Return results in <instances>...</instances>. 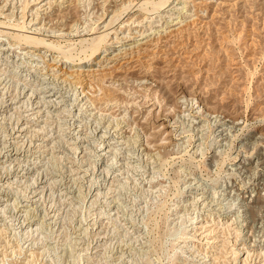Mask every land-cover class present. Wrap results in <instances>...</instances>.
I'll use <instances>...</instances> for the list:
<instances>
[{"label": "rangeland", "instance_id": "374dc122", "mask_svg": "<svg viewBox=\"0 0 264 264\" xmlns=\"http://www.w3.org/2000/svg\"><path fill=\"white\" fill-rule=\"evenodd\" d=\"M103 1L77 0L64 16L66 27L79 32L55 42L68 61L105 48L98 25L107 23L113 3ZM134 1L153 10L176 0ZM187 6L181 12L190 22L154 49L149 73L156 86L138 87L141 74L135 71L105 93L119 100L108 106L113 119L130 126L121 156L133 155L135 163L123 167L112 193L94 200L91 188L102 184V169L96 171L103 161L95 156L97 143H85L82 161L97 179L83 183L72 175L67 182L75 187L73 195L50 191L35 212L43 226L38 231L9 227L11 219L0 222V264H264V0H195ZM5 14L0 34L24 41L30 29H22L20 16ZM0 60L10 90L21 91L29 81L26 73H16L13 59ZM57 114L53 127H63L69 113ZM92 120L83 119L87 133L102 124ZM51 165L58 167L55 174L65 170L51 155L42 170ZM21 191L23 197L29 193ZM43 212H53V218L46 220Z\"/></svg>", "mask_w": 264, "mask_h": 264}, {"label": "bare ground", "instance_id": "6f19581e", "mask_svg": "<svg viewBox=\"0 0 264 264\" xmlns=\"http://www.w3.org/2000/svg\"><path fill=\"white\" fill-rule=\"evenodd\" d=\"M107 1L113 3L112 11L106 9L107 17L111 16L105 25H98V36L101 41L105 40V48L98 49L101 52L98 54L97 50L95 57L92 55L88 59L70 62L63 53L55 50V42L62 38L78 36L76 27L70 30L64 21V16L77 0H0V17L6 16L5 12L9 11L8 15L16 14L23 20L22 29H30L24 41H13L0 34V58L7 61L13 59L10 61L15 65L19 64L16 73H26L25 76L29 80L21 91H12L6 82L5 74H0V222L6 223L7 219H11L8 222L9 227L16 223L14 225H18L21 231L34 228V231H38L36 227L40 218L36 217L35 212H41L43 209L39 208L44 197L54 189L61 193V197L73 195L74 186L69 187L70 182H67L72 175L75 180L77 178L83 180V183H89L97 179L96 172L102 169L97 179V183L101 181L102 184L95 185L94 188L90 186L91 198L98 200L106 195V190L111 191L113 184L124 174L123 167L135 163L136 158L133 155L121 156L124 151L121 147L128 141L123 140L130 126L125 125L121 118L113 119L114 108L109 109L108 106L110 103L116 106L119 100L109 98L105 93L109 91L108 86L122 83L135 71H140L141 74L136 80L138 87L152 89L156 81L149 70L150 62L155 57L154 49L158 45L165 46L172 35L190 22V15L181 11L187 10V5L195 0H176L175 3L170 1L165 7L153 10L145 1L132 0L131 5V0H104L103 3L107 6ZM181 4L186 6L179 8ZM104 21L103 17L100 22ZM156 23L159 25H155ZM114 26L117 28L110 29ZM14 49H21L23 53L17 54ZM19 61L21 63H18ZM99 87L102 91L100 96L97 89ZM143 97L146 98L144 95ZM102 105L107 106L101 109ZM211 110L213 115L217 113ZM60 111L62 114L69 113V121H64L63 127L61 122L58 124L60 128H55L53 122L59 118L56 113ZM109 111L111 112L108 113ZM88 117L92 118V121L99 119L102 123V126L93 129V133L85 132L83 119ZM216 117L223 116L221 114ZM97 122L96 125H99ZM229 122L226 120L224 125ZM232 122L234 125L239 123ZM160 126L168 132L167 126L163 123ZM87 142L97 143V146L92 145L96 148L95 156L98 163L103 161L92 175L89 173L90 167L85 169L86 161H82L84 144ZM49 155L63 163V172L59 170L55 174L58 171L55 165L49 166L48 171L42 170ZM65 172L68 175L65 176ZM87 186L89 188L88 184ZM22 188L29 191L25 197L20 195ZM197 196L203 199L204 193ZM208 205L210 206V203ZM52 213H44V218H53L50 216ZM41 222L43 224L45 221ZM93 223H89L88 228H92ZM40 231L42 232V229ZM95 232L100 234L99 230Z\"/></svg>", "mask_w": 264, "mask_h": 264}]
</instances>
